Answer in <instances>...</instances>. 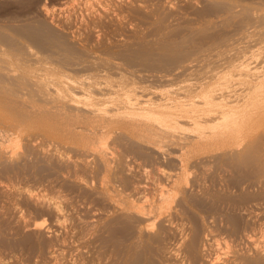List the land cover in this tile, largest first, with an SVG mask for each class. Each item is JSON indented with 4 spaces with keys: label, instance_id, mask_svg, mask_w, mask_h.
<instances>
[{
    "label": "bare ground",
    "instance_id": "6f19581e",
    "mask_svg": "<svg viewBox=\"0 0 264 264\" xmlns=\"http://www.w3.org/2000/svg\"><path fill=\"white\" fill-rule=\"evenodd\" d=\"M199 1L195 12L200 24L187 29L186 35L173 39L179 34L173 29L152 43L135 40L116 48L103 46L100 54L106 58L87 44L76 45L45 20L15 16L0 24L1 176L31 175L42 163L69 165L65 156V160L40 157L31 143L33 136H24L35 128L55 135L68 145L70 155L80 159L81 173L114 184L113 196L110 188L104 189L109 182L99 188L115 216V228L106 225L108 230L103 231L100 226L103 237L99 236L117 247L134 239L129 264H160L175 221L181 223V234L169 255L178 260L176 264H221L220 258L205 254L210 231L199 215L216 217L217 230L235 238L241 228L233 214L258 198L248 190L264 178V0ZM160 23L155 30L161 29ZM136 63L165 71L135 76L122 69ZM22 139L27 143L16 154L11 146H20ZM128 157L143 172L153 168L149 172L155 177L154 200L149 196L153 201L146 192L151 184L144 186L131 171L124 172ZM207 168L216 175L217 171L231 175L224 180L222 175L221 182L216 177V182L212 170L206 178ZM194 169L200 173L192 177ZM42 225L34 223L16 241V248L30 255L43 251L49 241L37 237ZM246 242L222 263L264 264V249L253 247L252 240Z\"/></svg>",
    "mask_w": 264,
    "mask_h": 264
},
{
    "label": "rangeland",
    "instance_id": "374dc122",
    "mask_svg": "<svg viewBox=\"0 0 264 264\" xmlns=\"http://www.w3.org/2000/svg\"><path fill=\"white\" fill-rule=\"evenodd\" d=\"M12 1L14 2L12 3ZM12 1L0 0V24L5 21L6 18H15V16H20V19L23 20H25V18L27 19V17H34L41 20H45L48 24L50 23V25H52L54 29L58 28L56 30L64 34L68 38V40H71L73 43L76 42V45L83 46V44H87L85 45V47L87 46L89 50L95 52L96 55L102 56L101 58H106L104 55L100 54V52L102 53L101 50L103 48H106V46H112V48L114 46V48H116L120 44H124L125 42L126 44H128L132 41L134 42L135 40H140L145 43H152L155 41L156 38L168 35L169 32V34L173 33V29V31L179 32V34L176 33L177 36L175 35L173 38L176 39L177 37L179 38L183 35H186L185 33H188L187 29L194 28L196 26H199L200 24V20L198 21V17L196 16L195 12V8H200L199 0H188L189 2L187 0H118L119 3L117 1H115L114 3L115 5H119H116V10V6H113V4L110 2L108 3V0H106L107 3L104 2L105 0L103 2L108 4V6L110 5L111 9L109 8L110 6L104 8L101 7V4L103 3L101 2L100 4L97 0L96 2L95 0H19V2L18 0L16 2L15 0ZM89 2L91 3V5L93 4V6H91ZM106 4H103V6H105ZM191 5L194 6L191 7ZM105 8L107 10L110 9V12H107V10L103 11ZM85 10H88V12H86ZM119 11L120 13H118ZM97 19L100 20L98 21ZM156 23L157 25L158 23H160L161 29L159 30L161 31L155 30ZM111 32L114 34H112ZM33 52L32 53L35 55L40 54L38 52L36 53V50H33ZM115 62H117V60H115ZM12 64L15 65V67L18 65V63L14 61H12ZM35 65L33 64V66ZM33 66L31 63L32 69L34 68ZM37 67L38 65L35 66L36 69ZM122 69L125 72L135 76L157 75L165 71V69L162 68H149L140 63H136V65H133L132 67L123 66ZM36 71L33 72L34 75H36ZM37 72L38 74H40L39 71ZM133 72L135 74H133ZM32 130L33 129L28 131L26 133L27 135L24 134V136H33V140L31 141V143L33 142L32 144L37 147L38 154L40 157H42L41 154H43V157L44 155L47 157L57 156L58 158L60 156L61 158L65 156L68 158L69 165H63V168L61 167V164L59 165V163L56 165L50 163H42L36 166L37 169L35 170L36 172L34 174H12L11 177L7 178L5 176H1L0 173V177H2L0 178V264H129L130 256H132V253L130 254V252H132L131 243H133L134 239L131 240L130 238L129 241H125V243H122L123 246L121 244V246L118 245L117 247V245H113V241L109 242L105 241V239H103V241V236L101 235L102 233H100L104 230H108L107 228H109L110 225V230L115 228V222H113L114 220H112L115 218V216H113V210L111 206H109V204L107 205L108 200L106 201L103 198V195H100L105 183L109 181L104 180L102 184L100 178L97 179L95 177H92V175L90 174L81 173V170L78 169L80 167V159L76 156H73L72 152V155H70L69 149H67L68 145H65L63 142H60L56 137H54V134V136H51L52 134H46L42 130H40L39 132V129L37 130L36 128L34 129L35 131L32 132ZM19 141L20 143L18 144L20 146H11L16 149V154H21V151H23L22 148L27 143V141H23V139ZM63 149L66 151H64ZM57 157L56 159H58ZM65 157L62 160H65ZM126 161L127 167L125 168L126 170L124 172H126L127 174H130L132 172V174L130 175H135L138 180L141 179L144 186H147L149 183L151 184V186H147L148 191L146 192L147 199L149 198L148 201H153L154 193L152 192L151 187H153L155 183L153 181V179L155 178L153 177L154 173L150 176V173L154 172L151 171V169L153 168L148 167L150 170L148 168H144V170L146 171L149 170L150 173H147L145 171L143 172V168H137L139 166V163L137 164L136 162H133L134 160L130 157H128ZM132 162L134 163V165ZM128 164L131 165L129 166ZM70 167H73L74 169H70ZM206 170L207 173H211L212 169L207 168ZM212 171L213 174L216 173L214 172L215 170ZM198 172L200 173L198 169L192 170V177H194L196 173L197 174L195 176H197ZM210 173L207 174L208 176L206 175V178H210L209 176L213 175L212 173ZM222 175H224L223 178ZM225 175L226 173L221 174V172L217 171V175L215 174L214 178L219 177V180L217 178L215 179L216 182H218L221 180V178L222 180H224ZM228 175L230 176L231 173L227 174L226 178L228 177ZM149 176L150 178H152L151 180L150 178H148ZM144 177H147V180L144 179ZM143 180H146V182ZM110 183L111 181L109 182L108 186L105 185L106 187L104 189L110 188L108 189V191L112 190L114 192V189L112 188L114 184ZM209 183L210 182H208V184L206 185H209ZM149 187L151 189H149ZM231 191L235 195L236 191L234 189ZM113 192L111 193L112 196ZM248 193L257 195L258 198L247 202L244 206H242V211L240 210L237 211V214L236 212L233 214L235 215L236 220L239 223V229L241 228V230H239V233H241V237L243 236L242 240L239 237L240 235H237L238 237L236 236L237 238H234L228 233L223 234V232H221L220 230L219 232L217 230L218 227H216V225L213 223L216 217L212 219L213 217L211 215V217H209L208 215H199L201 219H198L202 221L205 225L208 224V226L204 225L205 229L207 228L208 230L206 231H210L209 235L207 236L208 242L205 245V252H207L205 254H210L209 256L213 258H220L221 264L225 263L226 260L230 259L232 251L236 249L237 245L241 244V246L245 247V245H247L246 241L248 239L252 240L251 244L253 243V247L264 249V178H261L260 181L254 183V186L249 188ZM149 196L153 200H151ZM44 200L45 202H43ZM104 200L107 203L103 202ZM175 222L178 223H174V225L170 227L172 231L170 229V233L168 234V238L166 241L170 243H166L167 245H165V248L168 249H165L166 252H164L165 254L163 253V256L165 257H161L160 264H176L178 262V260L177 262H175V259H171V255H169L170 251H174V249L176 248L175 245H177V241L180 238V236H178L177 234H181V223L179 221ZM34 223L43 224L42 226L44 227L41 230V235L38 234L37 237H39L40 242H42V238L43 241H49V245H45V247L41 245V247L43 246L41 248L42 250L44 249L43 251H36L35 253H32L30 255L28 252L22 251L23 249L21 248H19L18 250V248H16L15 246V243L21 236L31 231L32 225ZM104 226H106L107 228H103ZM244 226H248V228H245ZM99 227L103 231H101ZM212 229L215 230L213 231ZM99 234L102 237H100ZM98 238H100L103 243L100 242ZM174 240L175 242H173ZM236 241H239V243H237ZM105 242H108V244H104ZM111 242L113 243L111 244ZM110 245H112V247H110ZM172 251L170 254H172ZM59 254H61V256ZM223 260L225 261L223 262Z\"/></svg>",
    "mask_w": 264,
    "mask_h": 264
}]
</instances>
